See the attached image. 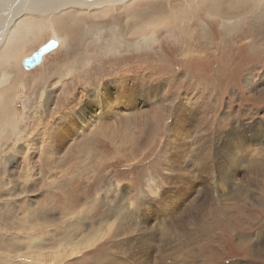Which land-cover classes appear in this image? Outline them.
<instances>
[{
    "label": "rangeland",
    "instance_id": "rangeland-1",
    "mask_svg": "<svg viewBox=\"0 0 264 264\" xmlns=\"http://www.w3.org/2000/svg\"><path fill=\"white\" fill-rule=\"evenodd\" d=\"M39 2L0 47V264H105L159 218L186 248L177 264H264V173L231 153L246 203L202 182L240 141L264 159V0ZM14 13L0 6V25ZM110 100L113 129L91 130L90 105Z\"/></svg>",
    "mask_w": 264,
    "mask_h": 264
},
{
    "label": "bare ground",
    "instance_id": "bare-ground-1",
    "mask_svg": "<svg viewBox=\"0 0 264 264\" xmlns=\"http://www.w3.org/2000/svg\"><path fill=\"white\" fill-rule=\"evenodd\" d=\"M32 1L33 0H0V6H2V5L5 6L7 4L8 5V9L11 8V9H13L15 11L14 15L10 19L4 20L3 23L0 25V47L2 45L3 40L5 39V34H6V31H7L6 29L10 28L12 26V23H14L17 18H19L20 16H23V14L30 9V7L32 5L30 3ZM64 1L71 2V0H40V2L36 4V7L37 6H42L45 9H48V8L53 9V8L59 7L60 5H63ZM75 1H77V0H73L72 3H74ZM122 1H126V0H122ZM72 3H70V5ZM95 5H98V4H95ZM55 11L56 10H53L52 13H54ZM106 104H109V105L106 106L104 102L103 103L99 102V107L101 108V113H99V111L96 108V106L93 107V103L90 105L91 106V111H89L90 113L85 114V116H84L85 118L84 119L88 118L91 121L94 120L93 121L94 125H92L91 130H94V128H98L99 130L102 129L103 131L110 132L113 129L114 125H112V124H114L116 119H112L111 121H109L107 118L114 117V116L117 115V113H110V111H111L110 110L111 100H110V102L109 101L106 102ZM104 120H106L107 123H103L102 124V122ZM177 121L179 122L180 125L191 124L192 117H187V118H181V117L179 118L178 117ZM85 126L87 127V124H85ZM85 126H83V128H85ZM67 127H68V129H71V130H74L77 127L76 123H75V118L73 120H69V122L67 123ZM189 127L190 126H188L187 128H189ZM2 129H5V127L2 126ZM56 130L58 132H57L56 136L51 137L52 141L55 142V141H61V139H65L66 134H62V135L60 134V132L62 130V127L61 128H57ZM81 132H82V128L79 129L78 135H80ZM108 136H109V138L111 140H116L117 139V138H115L116 135H114L113 133H111ZM82 139H84V138H82ZM242 144L247 145L246 143H242L240 141L237 145H234L233 147L231 146L229 148V155H228L227 159L218 160L217 164L214 167V171L216 169V171L219 173V174H217L218 178H215V179L212 178V180L210 181L209 177L212 174V170H208L206 175H205L206 179H202V182L207 187V191L209 193H212V191H213L212 189L219 182L220 185H221V187L219 189V191H220L219 193L220 194L218 195L219 198L224 200L225 197H229V198L232 199V201L234 203L235 202L236 203L240 202V198H241V202L246 203L248 201V199H249L251 194H250L249 190L243 191V188L240 187L239 184H238V182H239V179L237 178L238 170L235 171V169L232 167V164L228 160L229 158H231V153H233V151L235 150V153L238 154V155H236V154L235 155H236L237 159L239 160V162H242L243 165H245L246 168L250 172L254 173V171L256 169H259V170H261V172L264 173V161H263L264 159H263V156L261 155V152L256 150V149L248 152V150H249V147H248V149L246 150V152H247L246 153L244 151V148H243ZM241 152L243 154L246 153V155L242 156L240 154ZM207 164H209V163H207ZM202 173H203V171H202ZM220 180H222V182ZM209 187H211V188H209ZM229 190H230V192H228ZM229 203H231V202H229ZM157 228H158V230H157ZM164 229L166 230V228L161 226V225H158V226L149 225L147 227V230H146L147 231V235H148L147 239L145 240L143 238V239L139 240L138 237H137L136 243H137V245L139 247L138 249H135V250L128 249V251H124V254L122 252H120L121 253V255H120L121 257L120 258H114L110 262L107 260L105 262V264H146L147 263V258H148L149 254H150L151 249H159L160 248V244H162V243H164L166 241H168V243H167V245H163V250H162L163 255H160L153 264H157V263L172 264L173 261L177 264L180 261L182 255L184 254L186 248L183 245H174V244L170 243L169 242L170 239L168 237L167 238H165V237L162 238V236H164V232H165ZM185 232L186 231H184L182 233V231H181L182 234H180V231H179L176 234L177 235L178 234L182 235V237H184L186 239H189L190 235H185ZM128 246L130 248V242L128 243ZM166 246H170L171 247L169 252L167 251V247ZM140 247L146 249L145 255H142V254L139 253V251L142 250V249L140 250ZM129 250H131L133 253H130ZM173 255L177 256L178 260ZM129 258H131L132 260H136L138 263L131 261ZM123 259H125V260H123Z\"/></svg>",
    "mask_w": 264,
    "mask_h": 264
},
{
    "label": "water",
    "instance_id": "water-1",
    "mask_svg": "<svg viewBox=\"0 0 264 264\" xmlns=\"http://www.w3.org/2000/svg\"><path fill=\"white\" fill-rule=\"evenodd\" d=\"M71 2L64 1L63 5L58 7L54 13H58L63 7H68ZM4 32V31H3ZM60 45V42L55 39H51L45 45L41 46L32 56L25 59L23 66L26 70H31L42 64L44 57L52 52H54Z\"/></svg>",
    "mask_w": 264,
    "mask_h": 264
},
{
    "label": "trees",
    "instance_id": "trees-1",
    "mask_svg": "<svg viewBox=\"0 0 264 264\" xmlns=\"http://www.w3.org/2000/svg\"><path fill=\"white\" fill-rule=\"evenodd\" d=\"M234 107H235V105L232 103V104H230V107L229 108L231 109V111H233L234 110Z\"/></svg>",
    "mask_w": 264,
    "mask_h": 264
},
{
    "label": "crops",
    "instance_id": "crops-1",
    "mask_svg": "<svg viewBox=\"0 0 264 264\" xmlns=\"http://www.w3.org/2000/svg\"><path fill=\"white\" fill-rule=\"evenodd\" d=\"M177 118H178V114H177V117H176V120H177ZM235 132V131H234ZM264 161V160H263Z\"/></svg>",
    "mask_w": 264,
    "mask_h": 264
}]
</instances>
